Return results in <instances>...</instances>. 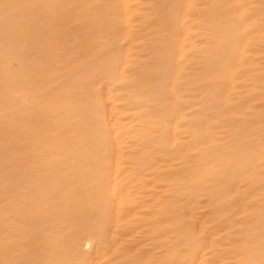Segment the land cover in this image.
Instances as JSON below:
<instances>
[{"label": "rangeland", "instance_id": "obj_1", "mask_svg": "<svg viewBox=\"0 0 264 264\" xmlns=\"http://www.w3.org/2000/svg\"><path fill=\"white\" fill-rule=\"evenodd\" d=\"M79 1L0 0V264H264V0Z\"/></svg>", "mask_w": 264, "mask_h": 264}, {"label": "bare ground", "instance_id": "obj_2", "mask_svg": "<svg viewBox=\"0 0 264 264\" xmlns=\"http://www.w3.org/2000/svg\"><path fill=\"white\" fill-rule=\"evenodd\" d=\"M65 1H66V0H65ZM78 1H79V0H78ZM115 1H116V0H115ZM149 1H150V0H149ZM189 1H190V0H189ZM59 2H60V1H59ZM79 2H80V1H79ZM82 2H83V1H82ZM90 2H91V1H90ZM90 2L88 1L87 4L90 3ZM92 2H93V0H92ZM94 2H95V1H94ZM119 2H120V1H119ZM154 2H155V1H154ZM252 2H253V1H252ZM52 3H54V2H52ZM64 3H65V2H64ZM107 3H108V2H107ZM110 3H111V2H110ZM115 3H116V2H115ZM155 3H156V2H155ZM155 3H154V4H155ZM191 3H192V2H191ZM194 3H195V2H194ZM77 4H78V2H77ZM85 4H86V3H85ZM90 4H91V3H90ZM111 4H113V1H112ZM171 4H172V3H171ZM39 5H40V4H39ZM105 5H106V4H105ZM107 5H109V4H107ZM123 5H124V4H123ZM152 5H153V3H152ZM57 6H58V5H57ZM88 6H90V5H88ZM110 6H111V5H110ZM112 6H113V5H112ZM124 6H126V4H125ZM170 6H171V5H170ZM170 6H169V7H170ZM30 7H31V6H30ZM42 7H43V6H42ZM98 7L100 8V6H98ZM172 7H173V6H172ZM31 8H32V7H31ZM79 8H80V7H79ZM107 8H108V7H107ZM166 8H167V7H166ZM42 9H44V8H42ZM45 9H46V8H45ZM82 9H83V8H82ZM85 9H86V8H85ZM102 9H103V8H102ZM117 9H118V7H117ZM123 9H124V8H123ZM146 9H147V8H146ZM49 10H51V9H49ZM76 10H77V9H76ZM86 10H87V9H86ZM86 10H85V11H86ZM94 10H95V9H94ZM114 10H115V9H114ZM26 11H27V10H26ZM26 11H25V12H26ZM28 11H30V10H28ZM44 11H45V10H44ZM108 11H109V10H108ZM110 11H111V10H110ZM118 11H119V10H118ZM143 11H144V10H143ZM33 12H34V11H33ZM41 12H42V11H41ZM52 12H54V10H53ZM83 12H84V11H83ZM87 12H88V11H87ZM92 12H93V11H92ZM160 12H161V11H160ZM30 13H31V12H30ZM75 13H76V12H75ZM93 13H94V12H93ZM93 13H92V14H93ZM96 13H97V11H96ZM22 14H23V13H22ZM27 14H28V13H27ZM35 14H36V13H35ZM76 14H77V13H76ZM79 14H80V13H79ZM79 14H78V15H79ZM110 14H111V13H110ZM110 14H109V15H110ZM125 14H126V15L124 16V19H125V17H127V13H125ZM138 14H139V13H138ZM165 14H166V13H165ZM182 14H183V13H182ZM182 14H181V15H182ZM29 15H30V14H29ZM29 15H28L27 17H29ZM44 15H45V14H44ZM47 15H48V14H47ZM55 15H56V13H55ZM67 15L69 16V14H67ZM96 15H97V14H96ZM71 16H72V15H71ZM79 16H80V15H79ZM30 17H31V16H30ZM89 17H90V15H89ZM97 17H98V16H97ZM103 17H104V15H103ZM128 17H129V16H128ZM148 17H149L148 20H150V16H148ZM153 17H154V16H153ZM155 17H156V15H155ZM65 18H66V17H65ZM67 18H68V17H67ZM67 18H66V19H67ZM73 18H75V17H73ZM91 18H92V16H91ZM101 18H102V17H101ZM107 18H108V17H107ZM112 18H113V17H112ZM130 18H131V17H130ZM130 18H129V20H130ZM24 19H25V17H24ZM69 19H70V18H69ZM85 19H86V18H85ZM102 19H103V18H102ZM104 19H105V18H104ZM110 19H111V18H110ZM124 19H123V20H124ZM127 19H128V18H127ZM127 19H126V21H127ZM145 19H146V18H145ZM156 19H157V18H156ZM181 19H182V18H181ZM25 20H26V19H25ZM30 20H31V19H30ZM74 20H75V19H74ZM87 20H88V19H87ZM108 20H109V19H108ZM148 20H147V21H148ZM198 20H199V19H198ZM27 21H28V20H27ZM32 21H33V20H32ZM34 21H35V20H34ZM48 21H49V20H48ZM66 21H67V20H66ZM82 21H83V20H82ZM89 21H90V20H89ZM118 21H119V20H118ZM181 21H183V20H181ZM40 22H41V21H40ZM92 22L95 23L94 21H92ZM104 22H106V21L104 20ZM151 22H153V21H148V25H150ZM223 22H224V21H223ZM225 22H226V21H225ZM32 23H33V22H32ZM46 23H47V22H46ZM88 23H89V22H88ZM98 23H99V22H98ZM111 23H112V22H111ZM119 23H120V22H119ZM165 23H166V22H165ZM181 23H182V22H181ZM28 24H30V23H28ZM35 24H36V23H35ZM37 24H38V23H37ZM75 24H76V23H75ZM78 24H79V23H78ZM113 24H114V23H113ZM124 24H125V22H124ZM154 24H155V22H154ZM48 25H49V23H48ZM58 25H59V24H58ZM58 25H57V26H58ZM66 25H67V24H66ZM96 25H97V24H96ZM106 25H108V24H106ZM117 25H118V24H117ZM119 25H120V24H119ZM178 25H179V24H178ZM59 26H60V25H59ZM68 26H70V25H68ZM71 26H72V25H71ZM84 26H85V24H84ZM26 27H27V26H26ZM48 27H49V26H48ZM72 27H73V26H72ZM87 27H88V26H86V28H87ZM89 27H91V26H89ZM89 27H88V28H89ZM153 27H154V26H153ZM49 28H50V27H49ZM67 28H68V27H67ZM76 28H77V27H76ZM86 28H85V29H86ZM91 28H92V27H91ZM91 28H89V30H90ZM115 28H116V27H115ZM121 28H122V27H121ZM138 28H139V27H138ZM138 28H136V30H137ZM46 29H47V28H46ZM71 29H73V28H71ZM74 29H75V28H74ZM83 29H84V28H83ZM85 29H84V30H85ZM100 29H101V28H100ZM119 29H120V28H119ZM23 30H24V29H23ZM34 30H35V29H34ZM47 30H48V29H47ZM89 30L86 29L87 32H88ZM141 30H142V27H140V28L138 29V32L141 31ZM193 30H194V29H193ZM86 31H85V32H86ZM116 31H117V30H116ZM34 32H35V31H34ZM71 32H72V30H71ZM109 32H110V31H109ZM134 32H135V31H134ZM179 32H180V31H179ZM184 32H185V31H184ZM73 33H74V32H73ZM90 33H91V32H90ZM101 33H102V32H101ZM118 33H119V31H118ZM148 33H149V32H148ZM186 33H187V32H185V35H186ZM82 34H83V33H82ZM82 34H81V35H82ZM98 34H99V33H98ZM106 34H107V33H106ZM131 34L133 35L134 33H131ZM43 35H44V34H43ZM71 35H73V34H71ZM71 35H70V36H71ZM75 35H76V34H75ZM89 35H90V34H89ZM104 35H105V34H104ZM115 35H116V34H115ZM141 35H143V34H141ZM187 35H188V34H187ZM44 36H45V35H44ZM62 36H63V35H62ZM82 36H84V35H82ZM90 36H91V35H90ZM93 36H94V35H93ZM96 36H97V35H96ZM102 36H103V35H102ZM105 36H106V35H105ZM250 36H251V35H250ZM68 37H69V36H68ZM71 37H74V35L71 36ZM107 37H108V36H107ZM116 37H117V36H116ZM75 38H76V37H75ZM103 38H104V37H103ZM109 38H111V37L109 36ZM109 38H108V39H109ZM179 38H180V37H179ZM82 39H83V38H82ZM115 39H116V38H115ZM121 39H122V38H121ZM65 40H66V39H65ZM100 40H101V39H100ZM105 40H106V39H105ZM111 40H112V39H111ZM113 40H114V39H113ZM189 40H190V39H189ZM68 41H69V40H68ZM73 41H74V39H73ZM119 41H120V40H119ZM80 42H81V41H80ZM82 42H83V41H82ZM70 43H71V42H70ZM88 43H89V42H88ZM99 43H101V42H99ZM180 43H181V42H180ZM68 44H69V43H68ZM91 44H92V43H91ZM104 44H105V43H104ZM104 44H103V45H104ZM181 44H182V43H181ZM209 44H210V43H209ZM72 45H73V44H72ZM101 45H102V44H101ZM101 45H100V46H101ZM122 45H123V44H122ZM189 45H190V44H189ZM87 46H88V45H87ZM100 46H99V47H100ZM129 46H130V44H129ZM78 47H79V45H78ZM83 47H84V46H83ZM93 47H94V45H93ZM97 47H98V46H97ZM97 47H96V48H97ZM103 47H104V46H103ZM110 47H111V46H110ZM110 47H109V48H110ZM146 47H147V46H146ZM81 48H82V47H81ZM88 48H89V47H88ZM101 48H102V47H101ZM111 48H112V47H111ZM122 48H123V47H122ZM148 48H149V47H148ZM177 48H178V47H177ZM246 48H247V47H246ZM34 49H35V48H34ZM37 49H38V48H37ZM67 49H68V48H67ZM75 49H76V46H75ZM85 49H86V48H85ZM104 49H107V48L104 47ZM243 49H244V48H243ZM51 50H52V49H51ZM53 50H55V49H53ZM68 50H69V49H68ZM79 50H80V49H79ZM139 50H140V49H139ZM30 51H31V50H30ZM70 51L72 52L73 49L70 50ZM86 51H87V50H86ZM96 51H98V50H96ZM96 51H94L95 54H96ZM99 51H100V50H99ZM106 51H107V50H106ZM106 51H105V53H106ZM114 51H115V50H114ZM120 51H121V50H120ZM120 51H119V53H120ZM122 51H123V50H122ZM31 52H32V51H31ZM71 52H70V54H71ZM40 53H41V52H40ZM58 53H59V52H58ZM88 53H90V52H88ZM110 53H111V52H110ZM114 53H115V52H114ZM126 53H127V52H126ZM148 53H149V52H148ZM181 53H182V52H181ZM59 54H60V53H59ZM68 54H69V53H68ZM77 54H78V53H77ZM92 54H93V52H92ZM116 54H117V53H116ZM34 55H35V54H34ZM39 55H40V54H39ZM43 55H44V54H43ZM64 55H65V54H64ZM102 55H103V54H102ZM176 55H177V54H176ZM32 56H33V55H32ZM32 56H31V57H32ZM35 56H36V55H35ZM77 56H78V55H77ZM77 56H76V58H77ZM94 56H95V55H94ZM100 56H101V55H100ZM105 56H106V55H105ZM37 57H38V56H37ZM42 57H43V56H42ZM74 57H75V56H74ZM86 57H87V56H86ZM32 58H33V57H32ZM32 58H30V60H31ZM87 58H88V57H87ZM93 58H94V57H93ZM77 59H78V58H77ZM84 59H85V58H84ZM84 59H83V62H85ZM101 59H102V57H101ZM117 59H118V58H117ZM121 59H122V58H121ZM62 60H63V58H62ZM91 60H92V59H91ZM91 60H90V61H91ZM238 60H239V59H238ZM90 61H88V62H90ZM96 61H97V60H96ZM27 62H28V61H27ZM33 62H34V61H33ZM54 62H55V59H54ZM64 62H65V61H64ZM67 62H68V61H66V63H67ZM75 62H76V61H75ZM120 62H121V60H119V62H117V63H120ZM57 63H58V62L56 61V64H57ZM70 63H71V60H70L69 64H70ZM81 63H82V62H81ZM90 63H91V62H90ZM187 63H188V62H187ZM38 64H39V63H38ZM85 64H86V63H85ZM151 64H152V63H151ZM58 65H59V64H58ZM114 65H115V64H114ZM174 65H175V64H174ZM64 66H66L65 63H64ZM69 66H70V65H69ZM82 66H83V65H82ZM153 66H154V64H153ZM114 67H115V66H114ZM201 67H202V66H201ZM29 68H30V67H29ZM56 68H57V67H56ZM56 68H55V69H56ZM68 68H69V67H68ZM68 68H67V69H68ZM81 68H82V67H81ZM98 68H99V67H98ZM112 68H113V67H112ZM122 68H124V67H122ZM122 68H120V69H122ZM58 69H60V68H58ZM78 69H80V68H78ZM135 69H136V68H135ZM199 69H200V68H199ZM97 70H98V69H97ZM122 70H123V69H122ZM61 71H62V70H61ZM132 71H133V70H132ZM50 72H51V71H50ZM97 72H99V71H97ZM97 72H96V75H97ZM102 72H103V71H102ZM102 72H101V73H102ZM121 72H125V71H121ZM121 72H120V73H121ZM80 73H81V72H80ZM85 73H87V72H85ZM101 73H100V74H101ZM48 74H49V73H48ZM50 74H51V73H50ZM72 74H73V73H72ZM77 74H78V73H77ZM90 74H91V73H90ZM51 75H52V74H51ZM110 75H111V74H110ZM48 76H49V75H48ZM65 76H66V75H65ZM69 76H71V75H69ZM79 76H80V74H79ZM90 76H91V75H90ZM98 76H99V75H98ZM98 76H97V77H98ZM102 76H103V75H101V77H102ZM107 76H108V75H107ZM245 76H246V75H245ZM45 77H46V76H45ZM49 77H50V76H49ZM51 77H52V76H51ZM61 77H62V76H61ZM81 77H82V76H81ZM83 77H84V76H83ZM92 77H93V73H92ZM94 77L97 78L96 76H94ZM103 77H104V76H103ZM103 77H102V78H103ZM62 78H63V77H62ZM67 78H69V77H67ZM78 78H79V77H78ZM88 78H89V77H88ZM99 78H100V77H99ZM106 78H107V77H106ZM239 78H240V77H239ZM241 78H242V77H241ZM44 79H45V78H44ZM63 79H64V78H63ZM81 79H82V78H81ZM81 79H80V80H81ZM84 79H85V78H84ZM92 79H93V78H92ZM103 79H104V78H103ZM120 79H121V78H120ZM124 79H125V78H124ZM52 80H54V79H52ZM59 80H60V78H59ZM67 80H68V79H67ZM82 80H83V79H82ZM121 80H122V79H121ZM118 81H119V80H118ZM174 81H175V80H174ZM47 82L49 83V81H47ZM51 82H52V81H51ZM71 82H72V81H71ZM84 82H85V81H84ZM93 82H94V80H93ZM113 82H114V81H113ZM53 83H54V82H53ZM65 83H67V82H65ZM65 83H64V84H65ZM109 83H110V82H109ZM174 83H175V82H174ZM174 83H173L172 87L174 86ZM72 84H73V83H72ZM87 84H88V83H87ZM50 85H52V84H50ZM57 85H58V84H57ZM62 85H63V84H62ZM66 85L68 86V84H66ZM76 85H81V84H76ZM112 85H113V84H112ZM232 85H233V84H232ZM55 86H56V85H55ZM55 86H54V88H55ZM58 86H60V85H58ZM67 86H66V87H67ZM72 86H74V85H72ZM82 86H83V85H82ZM129 86H130V85H129ZM35 87H37V86L35 85ZM40 87L42 88V86H40ZM51 87H52V86H51ZM51 87H50V88H51ZM66 87H65V88H66ZM94 87L96 88L97 86H94ZM94 87H93V88H94ZM28 88H29V86H28ZM31 88H32V87H31ZM37 88H38V87H37ZM58 88H59V87H58ZM62 88H63V87H62ZM82 88H83V87H82ZM87 88H88V87H87ZM99 88H100V87H99ZM23 89H24V88H23ZM29 89H30V88H29ZM29 89H28V91H29ZM42 89H43V88H42ZM44 89H45V88H44ZM68 89H70V88H68ZM68 89H66V90L68 91ZM106 89H107V88H106ZM116 89H117V88H116ZM178 89H179V88H178ZM45 90H46V89H45ZM61 90H63V89H61ZM80 90H81V89H80ZM109 90H111V89L109 88ZM109 90L107 89V91H109ZM22 91H23V90H22ZM24 91H25L26 93H28L26 90H24ZM31 91H32V90H31ZM40 91H41V90H40ZM78 91H79V90H78ZM83 91H84V90H83ZM83 91H82V92H83ZM32 92H33V91H32ZM51 92H52V91H51ZM54 92H55V91H54ZM59 92H60V91H59ZM76 92H77V91H76ZM22 93H23V92H22ZM55 93H56V92H55ZM63 93H64V92H63ZM78 93H79V92H78ZM84 93H85V92H84ZM105 93H106V92H105ZM38 94H39V93H38ZM50 94H51V93H49V95H50ZM85 94H86V93H85ZM26 95H27V94H26ZM26 95H25V96H26ZM29 95H30V94H29ZM105 95H106V94H105ZM30 96H31V95H30ZM71 96H72V95H71ZM106 96H107V95H106ZM108 96H109V95H108ZM59 97H63V99H65V98H64V95H63V96H59ZM69 97H70V95H69ZM109 97H110V96H109ZM219 97H220V96H219ZM28 98H30V97H28ZM28 98H27V99H28ZM32 98H33V97H31V99H32ZM51 98H52V97H51ZM54 98H55V96H54ZM115 98H116V97H115ZM205 98H206V96H205ZM24 99H25V98H24ZM69 99H70V98H69ZM96 99H97V98H96ZM96 99H95V100H96ZM107 99H108V98H107ZM28 100L30 101V99H28ZM51 100H52V99H51ZM61 100H62V99H61ZM97 100H99V99H97ZM104 100H105V99H104ZM43 101H44V99H43ZM43 101H42V102H43ZM65 101H67V100H65ZM106 101H107V100H106ZM21 102H22V101H21ZM35 102H36V101H35ZM44 102H45V101H44ZM189 102H190V101H189ZM197 102H198V101H197ZM45 103H46V102H45ZM50 103H51V101H50ZM61 103H62V102H61ZM72 103H73V101H72ZM66 104H67V103H66ZM42 105H43V104H42ZM57 105L59 106V104H57ZM62 105H63V104H62ZM43 106H44V105H43ZM98 106H99V105H98ZM111 106H112V105H111ZM108 107H109V106H108ZM46 108H47V107H46ZM94 109H95V107H94ZM35 110H36V109H35ZM35 110H34L33 112H35ZM41 110H42V109H41ZM72 110H73V109H72ZM95 110H96V109H95ZM42 111H44V110H42ZM46 111H47V110H46ZM98 111H99V110H98ZM50 112H51V111H50ZM200 112H201V111H200ZM44 113H45V112H44ZM210 113H211V112H210ZM27 114H28V113H27ZM34 114H35V113H34ZM39 114H40V113H39ZM47 114H49L48 111H47ZM71 114H73V113H71ZM71 114H70V115H71ZM109 114H111V113H109ZM109 114H108V115H109ZM44 115H46V114H44ZM44 115H43V116H44ZM50 115H51V114H50ZM61 115H62V114H61ZM59 116H60V115H59ZM62 116H64V115H62ZM62 116H61V117H62ZM173 116H174V115H173ZM50 117H51V116H50ZM176 117H177V116H176ZM189 117H190V116H189ZM220 117H221V116H220ZM69 118H70V116H69ZM107 118H109V117L107 116ZM62 119H64V118H62ZM115 119H116V118H115ZM52 120H53V119H52ZM107 120H108V119H107ZM113 120H114V119H113ZM176 120H177V119H176ZM262 120H263V119H262ZM48 121H49V120H48ZM109 121H110V120H109ZM240 121H241V120H240ZM46 122H47V121H46ZM33 123H34V121H33ZM36 123H37V122H36ZM38 123H40V121H39ZM38 123H37V124H38ZM44 123H45V122H44ZM109 123H110V122H109ZM62 124H63V123H62ZM26 125H27V123H26ZM51 125H52V124H51ZM57 125H58V124H57ZM95 125H96V124H95ZM160 125H161V124H160ZM60 126H61V124H60ZM110 126H111V124H110ZM113 126H114V125H113ZM133 126H134V125H133ZM28 127H29V126H28ZM41 127H42V126H41ZM56 127H57V126H56ZM89 127H90V126H89ZM89 127H88V128H89ZM95 127H96V126H95ZM141 127H142V126H141ZM143 127H144V126H143ZM57 128H58V127H57ZM65 128H66V127H65ZM86 128H87V127H86ZM92 128H93V127H92ZM189 128H190V127H189ZM35 129H36V128H35ZM40 129H41V128H40ZM31 130H32V129H31ZM51 130H52V129H51ZM160 130H161V129H160ZM32 131H33V130H32ZM36 131H38V130H36ZM41 131H42V130H41ZM91 131H92V130H91ZM65 132H67V130H66ZM75 132H76V131H75ZM114 132H116V130H114ZM114 132H113V135L115 134ZM153 132H154V131H153ZM38 133H40V132H38ZM47 133H48V132H47ZM95 133H97V132H95ZM51 134H52V133H51ZM163 134H164V133H163ZM33 135H34V134H32V136H33ZM36 135H37V134H36ZM36 135H35V136H36ZM83 135H84V134H83ZM171 135H172V134H171ZM35 136H33V137H35ZM42 136H43V134H42ZM50 136H51V135H50ZM55 136H57V135H55ZM69 138H70V137H69ZM112 138H113V137H112ZM95 139H96V138H95ZM258 140H259V139H258ZM66 141H68V140L66 139ZM66 141H65V142H66ZM215 142H216V141H215ZM34 143H35V142H34ZM168 143H169V142H168ZM25 144H26V143H25ZM25 144H24V145H25ZM44 144H45V143H44ZM68 144H69V143H68ZM68 144H67L66 147H68ZM94 144H95V143H94ZM27 145H28V143H27ZM28 146H29V145H28ZM60 146H61V145H60ZM154 146H155V145H154ZM85 147H86V146H85ZM28 148H29V147H28ZM68 148H69V147H68ZM93 148H94V147H93ZM113 148H114V147H113ZM35 149H36V148H35ZM37 149H38V148H37ZM114 149H115V148H114ZM29 151H30V150H29ZM162 151H163V150H162ZM169 151H170V150H169ZM204 151H205V150H204ZM85 152H86V151H85ZM94 152H95V151H94ZM159 152H160V151H159ZM54 154H55V153H54ZM86 156H87V155H86ZM115 156H116V155H115ZM164 156H165V155H164ZM35 157H36V156H35ZM40 158H41V157H40ZM43 158H44V157H43ZM57 159H58V158H57ZM90 159H91V158H90ZM114 159H115V158H114ZM52 160H53V158H52ZM55 160H56V159H55ZM174 160H175V159H174ZM26 162H28V161H26ZM63 162H64V161H63ZM63 162H62V163H63ZM93 162H94V160H93ZM97 162H98V161H97ZM53 163H54V162H53ZM115 163H116V162H115ZM80 164H82V163H80ZM24 165H25V163H24ZM28 165H29V164H28ZM173 166H174V165H173ZM24 167H25V166H24ZM49 167H50V166H49ZM66 167H67V166H66ZM43 168H44V167H43ZM62 168H63V167H62ZM46 170H47V169H46ZM57 172H58V170H57ZM112 172H114V171H112ZM175 172H176V171H175ZM49 175H50V177H51V174H49ZM111 176H112V175H111ZM163 176H164V175H163ZM52 179H53V178H52ZM174 179H175V178H174ZM154 184H155V183H154ZM150 186H152V184H151ZM244 187H245V186H244ZM132 188H133V187H132ZM232 188H235V187H232ZM119 191H120V190H119ZM220 193H221V192H220ZM225 195H226V194H225ZM184 198H185V197H184ZM184 198H183V199H184ZM225 199H226V198H225ZM180 200H181V199H180ZM222 200H223V199H222ZM228 200H229V199H228ZM150 202H151V201H150ZM203 203H204V202H203ZM116 207H117V206H116ZM181 207H182V206H181ZM231 207H232V206H230V208H231ZM180 209H181V208H180ZM232 209H233V208H232ZM176 210H177V209H176ZM203 210H204V209H203ZM206 212H207V211H206ZM156 214H157V213H156ZM161 214H162V213H161ZM34 216H35V215H34ZM110 216H111V215H110ZM132 219H133V218H132ZM114 220H115V219H114ZM159 220H160V219H159ZM134 221H135V220H134ZM197 221H198V220H197ZM115 222H116V221H115ZM150 222H151V221H150ZM153 222H154V221H153ZM155 222H156V221H155ZM178 222H179V221H178ZM200 222H201V221H200ZM227 222H228V221H227ZM124 223H125V222H124ZM176 223H177V222H176ZM112 225L114 226L115 224H112ZM122 226H123V225H122ZM129 226H130V225H129ZM131 226H132V224H131ZM53 228H54V227H53ZM112 228H113V227H112ZM122 228H123V227H122ZM152 228H153V227H152ZM152 228H151V229H152ZM35 229H39V228L37 227V228H35ZM109 229H111V228H109ZM40 230H41V229H40ZM160 230H161V229H160ZM41 231H42V230H41ZM77 231H78V230H77ZM204 231H206V230H204ZM73 232H74V231H73ZM73 232H72V234H71L72 236H73ZM81 232H82V231H81ZM87 232H88V231H87ZM74 233H75V232H74ZM112 233H113V232H112ZM112 233H111V234H112ZM82 234H86V233H82ZM89 234H90V233H89ZM115 234H116V233H115ZM118 234H119V233H118ZM120 234H121V233H120ZM30 236H31V235H30ZM72 236H71V237H72ZM89 236H90V235H89ZM89 236H88L89 239L92 238L91 236H90V237H89ZM102 236H103V235H102ZM107 236H108V235H107ZM111 236H112V235H111ZM116 236H117V234H116ZM136 236H137V235H136ZM71 237H70V239H71ZM81 237H82V236H81ZM85 237H86V236H85ZM141 237H142V236H141ZM163 237H164V236H163ZM86 238H87V237H86ZM95 238H96V237H95ZM110 238H111V237H110ZM135 238H136V237H135ZM157 238H158V237H157ZM31 239H32V238H31ZM89 239H88V240H89ZM93 239H94V238H93ZM93 239H92V240L90 239V240L93 241ZM232 239H233V238H232ZM71 240H72V239H71ZM71 240H70V241H71ZM94 240H95V239H94ZM98 240H99V239H98ZM98 240H97V242H98ZM35 241H36V240H35ZM72 241H73V240H72ZM72 241H71V242H72ZM76 241H77V240H76ZM80 241H81V239H80ZM85 241H86V239H85ZM85 241H84V242H85ZM30 242H31V240H30ZM77 242H78V241H77ZM86 242H87V241H86ZM89 242H90V241H88V243H87L88 245H89ZM103 242H104V241H103ZM108 242H109V241H108ZM127 242H128V241H127ZM199 242H200V241H199ZM0 243H1V242H0ZM2 243H3V242H2ZM90 243H91V242H90ZM110 243H113V242H110ZM110 243H109V244H110ZM117 243H119V242H117ZM16 244H17V243H16ZM19 244H20V243H19ZM33 244H34V243H33ZM35 244H36V243H35ZM75 244L77 245V243H75ZM87 244H86V245H87ZM83 245H84V244H83ZM100 245H101V244H100ZM102 245H103V244H102ZM111 245H112V244H111ZM151 245H152V244H151ZM29 246H30V245H29ZM70 246H72V245H70ZM73 246H74V244H73ZM118 246H119V245H118ZM96 247H97V246H96ZM98 247H99V246H98ZM120 247H121V246H120ZM158 247H159V246H158ZM37 248H38V247H37ZM49 248H51V247H49ZM74 248H77V247L74 246ZM74 248H73V249H74ZM99 248H100V247H99ZM152 248H153V247H152ZM100 249H101V248H100ZM100 249H98V251H99ZM102 249H103V248H102ZM107 249H108V248H107ZM123 249H124V247H123ZM35 250H36V249H35ZM40 250H41V249H40ZM108 250H111V249H108ZM125 250H126V249H125ZM117 251H118V250H117ZM170 251H171V250H170ZM176 251H177V250H176ZM181 251H182V250H181ZM184 251H185V250H184ZM219 251H220V250H219ZM0 252L2 253L3 251H0ZM92 252H93V250H92ZM8 253H9V252H8ZM8 253H7V255H8ZM29 253H30V252H29ZM76 253H77V252H76ZM108 253H109V252H108ZM117 253H118V252H117ZM172 253H173V252H172ZM218 253H219V252H218ZM27 254H28V253H27ZM74 254H75V253H74ZM100 254H101V253H100ZM100 254H99V255H100ZM109 254H110V253H109ZM109 254H108V255H109ZM118 254H120V253H118ZM190 254H191V253H190ZM243 254H244V253H243ZM75 255H76V254H75ZM105 255H106V254H105ZM120 255H121V254H120ZM191 255H192V254H191ZM199 255H200V254H199ZM11 256H12V255H11ZM112 256H113V255H112ZM183 256H184V255H183ZM243 256H244V255H243ZM3 257H4V256H3ZM15 257H16V256H15ZM17 257H19V256H17ZM109 257H110V255H109ZM129 258H130V257H129ZM154 258H155V257H154ZM0 259H1V258H0ZM12 259H13V258H12ZM32 259H33V258H32ZM118 259H119V258H118ZM124 259H125V258H124ZM126 259H127V258H126ZM6 260H8L7 257H6ZM6 260H5V261H6ZM127 260H128V259H127ZM163 260H164V259H163ZM96 262H97V260H96ZM121 262H122V261H121ZM93 263H95V262H93ZM97 263H98V262H97ZM180 263H182V262H180ZM4 264H5V263H4ZM133 264H134V263H133ZM196 264H197V263H196Z\"/></svg>", "mask_w": 264, "mask_h": 264}]
</instances>
